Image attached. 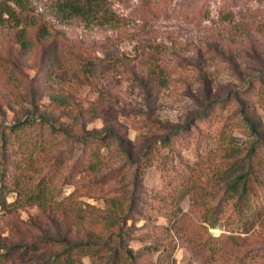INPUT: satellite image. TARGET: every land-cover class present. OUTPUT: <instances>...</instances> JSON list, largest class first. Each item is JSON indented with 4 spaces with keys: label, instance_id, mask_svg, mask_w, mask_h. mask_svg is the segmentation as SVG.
Here are the masks:
<instances>
[{
    "label": "rangeland",
    "instance_id": "374dc122",
    "mask_svg": "<svg viewBox=\"0 0 264 264\" xmlns=\"http://www.w3.org/2000/svg\"><path fill=\"white\" fill-rule=\"evenodd\" d=\"M57 1L0 0V131L35 120L20 139L56 183L50 207L0 208V264L75 243L96 254L73 264H264V0ZM251 147L244 222L225 174Z\"/></svg>",
    "mask_w": 264,
    "mask_h": 264
},
{
    "label": "trees",
    "instance_id": "16d2710c",
    "mask_svg": "<svg viewBox=\"0 0 264 264\" xmlns=\"http://www.w3.org/2000/svg\"><path fill=\"white\" fill-rule=\"evenodd\" d=\"M17 1L20 0H13L15 5ZM55 6L59 12L67 16H81L85 20L95 15L99 9L94 0H58ZM0 12L6 13L18 25L19 18L12 4L0 3ZM34 121L19 120L8 126L7 131H0V208L6 211L26 205L47 208L55 203L56 183L53 181L55 171L41 173V168L34 165V153L41 147V141L35 140L28 143L20 139L21 132L32 127ZM250 127L253 129V124H250ZM171 139L168 137L163 139V142L172 146ZM253 151L252 147L248 151L246 172L233 176L225 174L227 178L225 192L229 198L233 199L232 211L237 214L238 219H244V222L255 217L256 213L254 206L256 192L251 188L252 182L255 181L251 180L248 174L251 169ZM54 162L56 165L57 161ZM10 193L14 194V198L8 202L7 197ZM131 201L132 198L129 199V203ZM110 203L119 208L120 212L126 210L121 202L114 201L113 198ZM109 223L116 224L112 216ZM213 225L214 223H211V226ZM83 254L94 255L96 249L89 246V243L66 244L60 252L53 254L40 264H73L75 255Z\"/></svg>",
    "mask_w": 264,
    "mask_h": 264
}]
</instances>
